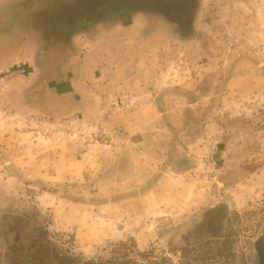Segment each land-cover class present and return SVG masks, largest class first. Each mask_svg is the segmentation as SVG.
I'll return each instance as SVG.
<instances>
[{
    "label": "rangeland",
    "instance_id": "obj_1",
    "mask_svg": "<svg viewBox=\"0 0 264 264\" xmlns=\"http://www.w3.org/2000/svg\"><path fill=\"white\" fill-rule=\"evenodd\" d=\"M87 1L0 0V211L32 215L51 264H248L264 232V0H203L185 37L138 10L114 50L62 70L97 23ZM224 203L220 245H175Z\"/></svg>",
    "mask_w": 264,
    "mask_h": 264
},
{
    "label": "flooded vegetation",
    "instance_id": "obj_2",
    "mask_svg": "<svg viewBox=\"0 0 264 264\" xmlns=\"http://www.w3.org/2000/svg\"><path fill=\"white\" fill-rule=\"evenodd\" d=\"M48 1L42 0V4H46ZM64 1L68 3L75 0ZM80 1L76 0V3ZM113 1L115 0H106L103 8L110 6ZM54 2L55 8L51 12H62V0H54ZM168 7L174 8L169 12L177 14V20H172L159 8L151 10L132 9L128 5L126 9L124 8V17L119 16V11H113L108 16L109 23L107 22V24H121L125 27H131L130 24L138 14L136 11L139 10L142 20L145 18L148 22H165L177 36L185 37L197 34V20L200 15L199 12L203 10V0H182L181 3L180 0H166L165 8ZM50 13L43 12L41 16L47 18L46 14ZM61 27L62 25H60ZM64 45L65 42H62L61 50L62 46L65 47ZM224 206L227 207V210L229 205L224 203L211 208L202 214L194 222L195 224L183 229L175 238V245L182 248L183 251L196 249L205 243L220 245L227 230L226 217L228 212L224 210ZM35 223L32 215L28 213L14 214L0 211V264H51L52 247L50 241L37 229ZM263 238L264 232L252 242V254L247 258L248 264H264Z\"/></svg>",
    "mask_w": 264,
    "mask_h": 264
},
{
    "label": "crops",
    "instance_id": "obj_3",
    "mask_svg": "<svg viewBox=\"0 0 264 264\" xmlns=\"http://www.w3.org/2000/svg\"><path fill=\"white\" fill-rule=\"evenodd\" d=\"M102 7H104V5ZM113 11H111V13ZM31 17H32V14H29V13H27V15L24 16V18H31ZM108 21L109 20L100 21V22H97L96 24H91V26H89L87 29H82V30L78 31L77 33H75L77 35L74 34L75 37L73 40V46L75 45V47H73V49L75 48L77 53L75 55L70 56V57L68 56L69 59L66 60L67 63H62V70L65 68L67 69V67L70 68L73 64H74V66H77V67H79L81 64V67H83V65L87 63L85 61L86 58H83L82 57L83 55L81 54L84 49L89 50V52L90 51L92 52L91 59L98 58L100 56V53L101 54H104V53L108 54L110 52V50H114L112 48V47H114V43H111L110 45L108 43L111 40L114 41V39H115L114 34L116 33V31H118V30L120 31L119 32L120 36L121 35L124 36L125 35L124 32L130 33L129 27H125L124 25H121V24L108 25L107 24ZM81 36H84L85 40H86V38H90L91 42H87L86 44L81 42ZM120 42H121V46H122L124 44V40L121 39ZM68 44H70L68 41L65 42V45H64L65 47L62 46V49L64 50V49L68 48V46H69ZM71 45H72V43H71ZM79 51L81 53H78ZM88 55H90V54H88ZM63 58L64 59L67 58V55L66 56L64 55ZM64 59H62V62L64 61ZM83 61L86 63H84ZM93 61L96 62L95 64H98L97 63L98 60H93ZM68 63L70 64V66L67 65ZM67 72H69V71H66V73ZM70 72H71V70H70ZM71 75L73 77H71L70 79H72L71 81H73L75 79L74 72L71 73Z\"/></svg>",
    "mask_w": 264,
    "mask_h": 264
},
{
    "label": "water",
    "instance_id": "obj_4",
    "mask_svg": "<svg viewBox=\"0 0 264 264\" xmlns=\"http://www.w3.org/2000/svg\"><path fill=\"white\" fill-rule=\"evenodd\" d=\"M106 0H88L85 5L91 11L93 17L92 19L98 22L100 19L104 20L103 16L99 15L100 8L104 5ZM130 7L137 8V7H144L145 9H155L159 8L170 18L171 16L166 11H171V7L165 8V1L166 0H125ZM182 0H180L181 3ZM166 9V10H165ZM173 17H171L172 19ZM264 245V238L262 240Z\"/></svg>",
    "mask_w": 264,
    "mask_h": 264
}]
</instances>
